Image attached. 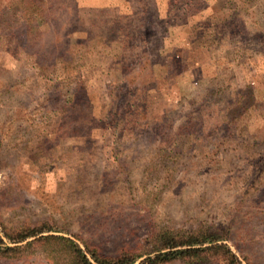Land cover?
Returning <instances> with one entry per match:
<instances>
[{"label":"rangeland","instance_id":"374dc122","mask_svg":"<svg viewBox=\"0 0 264 264\" xmlns=\"http://www.w3.org/2000/svg\"><path fill=\"white\" fill-rule=\"evenodd\" d=\"M39 222L105 255L220 227L264 264V0H0V224Z\"/></svg>","mask_w":264,"mask_h":264},{"label":"trees","instance_id":"16d2710c","mask_svg":"<svg viewBox=\"0 0 264 264\" xmlns=\"http://www.w3.org/2000/svg\"><path fill=\"white\" fill-rule=\"evenodd\" d=\"M50 231L59 232L60 228L51 222H39L9 230L0 224V259L16 256V251L39 243L44 246L52 264H194L210 261L250 264L247 253L238 247L236 253L232 251L227 243L230 234L220 227L159 228L146 236L138 251L123 249L114 255L103 254L96 244L78 240L76 235L36 236ZM30 237L34 238L25 241Z\"/></svg>","mask_w":264,"mask_h":264}]
</instances>
